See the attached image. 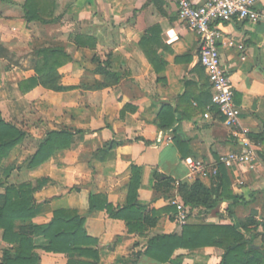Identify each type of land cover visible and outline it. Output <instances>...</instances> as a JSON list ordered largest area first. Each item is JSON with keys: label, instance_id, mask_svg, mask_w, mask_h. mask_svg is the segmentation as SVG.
<instances>
[{"label": "crops", "instance_id": "obj_1", "mask_svg": "<svg viewBox=\"0 0 264 264\" xmlns=\"http://www.w3.org/2000/svg\"><path fill=\"white\" fill-rule=\"evenodd\" d=\"M25 1L3 0L7 23L0 30V110L5 121L26 134L3 165L14 168L8 180L14 178L16 185L44 182L33 194L34 221L46 223L56 210H75L85 216L84 229L96 240L87 248L95 255L38 252L40 264H67L69 259L160 264L143 255L151 237L180 235L185 226L238 223L247 226L242 234L258 254L256 264H264V155H258L264 144L254 139L264 133V21L218 26L224 37L221 64L256 162L251 171L228 170L219 200L212 196L206 207L185 204L178 188L198 181L212 189L218 180L194 178L188 161L213 163L239 148L213 111L211 119L203 118L209 82L198 64L197 38L177 16L178 0H54L52 16L42 18L46 23L24 19ZM190 1L201 5L206 0ZM256 7L264 9V0H257ZM142 38H147L145 49L153 62L140 47ZM240 44L243 52L237 50ZM51 48L69 58L57 70L64 89L27 88L35 77L38 51ZM92 86L99 88H88ZM167 106L177 112L172 127L164 129L160 125L170 114ZM61 130L73 135V143L40 166L26 168L47 133ZM27 139L36 145L26 148ZM132 167L140 177L136 204L145 207L144 217L156 219L148 237L128 234L122 220L104 211L88 213L90 195H104L113 206L126 204ZM155 175L170 179L172 190L156 191ZM172 200L188 210L183 225L175 218ZM224 255L216 246L179 248L166 264H221ZM237 260L231 256L228 264H239Z\"/></svg>", "mask_w": 264, "mask_h": 264}, {"label": "trees", "instance_id": "obj_2", "mask_svg": "<svg viewBox=\"0 0 264 264\" xmlns=\"http://www.w3.org/2000/svg\"><path fill=\"white\" fill-rule=\"evenodd\" d=\"M24 19L27 22L40 21L42 18L52 16L54 0H26L23 4ZM147 38H142L140 47L150 62L151 54L146 51ZM40 58L35 67V77L27 88L40 85L45 89L60 92L62 88L58 83L57 70L69 60L68 56L59 48L43 49L38 51ZM201 68V67H200ZM202 69V68H201ZM203 70V69H202ZM98 89V86L88 87ZM210 89V85H209ZM211 103V94L205 103ZM170 111L167 119L160 128L169 129L175 122L176 108L166 107ZM26 134L15 125L4 120L0 111V172L8 179L14 170L12 166H4L12 149L23 142ZM250 138H253L250 136ZM255 141L264 144V133L254 137ZM73 143V135L66 131L48 132L46 137L37 145L34 155L26 163V168L32 169L46 162L55 152L68 148ZM112 144V143H111ZM259 156H263L261 152ZM133 177L129 185L128 199L124 206H113L104 195H90L88 198V213L104 211L109 218L122 220L128 234L148 237L150 230L155 226L156 219L144 217L145 207L136 204L137 192L140 186V177L137 168L132 167ZM227 170L220 166L216 177L218 182L212 189H206L198 181L188 186L181 184L178 188L185 204H203L209 207L212 196L219 200L221 180L226 176ZM43 181L32 187L30 183L20 185H6L0 197V230L1 239L7 245L2 250L0 264H40L38 252L53 256H67L72 254L95 255L87 249L96 244L85 229V216L79 215L75 210H56L46 223L34 221L37 218V206L33 197L34 192L43 185ZM171 180L167 177L155 175L154 189L169 192L172 190ZM235 200V197H228ZM246 224L238 223L233 226H185L180 235H159L151 237L143 255L160 263L170 261L175 250L179 248L190 249L199 246H216L225 250L221 264H228L231 256L237 258L239 264H256L258 254L252 248L251 242L245 240L242 231L247 232ZM67 264H84L69 259ZM98 264V263H91Z\"/></svg>", "mask_w": 264, "mask_h": 264}, {"label": "built area", "instance_id": "obj_3", "mask_svg": "<svg viewBox=\"0 0 264 264\" xmlns=\"http://www.w3.org/2000/svg\"><path fill=\"white\" fill-rule=\"evenodd\" d=\"M257 0H206L196 5L190 0H178L177 16L185 27L197 38V59L210 85L211 103L203 116L211 119L210 112L222 119L223 125L236 140L237 151L222 155L213 163L188 161L191 176L198 179H216L220 166L227 171L245 169L251 171L256 162V153L249 141L247 130L239 123L240 109L234 103V90L229 75L221 64L220 48L224 37L218 26L233 20L258 23L264 21V9L256 7ZM237 50L244 51L242 44ZM243 58V56H242ZM175 218L183 225L188 210L177 200H172Z\"/></svg>", "mask_w": 264, "mask_h": 264}, {"label": "rangeland", "instance_id": "obj_4", "mask_svg": "<svg viewBox=\"0 0 264 264\" xmlns=\"http://www.w3.org/2000/svg\"><path fill=\"white\" fill-rule=\"evenodd\" d=\"M5 3L3 2V0H0V30H1V26L3 25V24H6L7 22L5 21L7 18H6V16H4L5 15V12H6V6L4 5ZM18 17V13H14V18H17ZM4 20V21H3ZM3 43L1 42V40H0V50H1V45H2ZM4 110V109H3ZM1 111V110H0ZM5 111V110H4ZM2 114V113H1ZM8 116V115H7ZM9 119H11V118H9ZM24 143H26L25 145H26V148L29 146H31V145H33L34 143H32V141L31 140H29V139H27V140H25L24 141ZM34 145H36V144H34ZM9 163H11V162H9ZM2 174H1V172H0V197L3 195V189H4V187L6 186V185H16V183H14V181H15V179L13 178V179H10V180H8V179H6V178H4V177H2L1 176ZM0 203H1V199H0ZM1 236H2V231L0 230V257H1V253H2V250L5 248V247H7V245L2 241V239H1Z\"/></svg>", "mask_w": 264, "mask_h": 264}]
</instances>
